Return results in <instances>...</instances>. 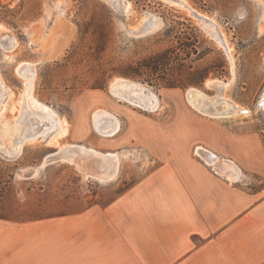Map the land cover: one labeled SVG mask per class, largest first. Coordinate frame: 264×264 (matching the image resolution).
Segmentation results:
<instances>
[{"label": "rangeland", "instance_id": "1", "mask_svg": "<svg viewBox=\"0 0 264 264\" xmlns=\"http://www.w3.org/2000/svg\"><path fill=\"white\" fill-rule=\"evenodd\" d=\"M129 1L132 11L126 14L105 0H63L58 9L59 0H0V78L10 90L0 105V211L12 219L0 220V248L52 246L63 221L77 233L95 217L132 214L131 201L143 200L149 193L152 196L145 199H161L163 174L176 157L204 165L233 192L253 199L264 196V112L258 107L264 94L261 6L254 0H189L193 8L182 0ZM199 12L223 27L233 47L235 74L223 38L218 40L204 29L208 19ZM144 16L158 18L159 27L145 36L133 35L143 26ZM101 29L109 34L103 53L97 50ZM45 33L50 34L45 42L32 44ZM2 34L15 36L17 45L8 49ZM159 51L167 53L161 80L148 82L114 71ZM51 54L58 55L49 58ZM178 55L186 59L182 63L193 65V72L205 76L203 83L170 87L171 75L178 78L182 73L177 69ZM26 63L35 72L28 79L34 97L68 122V134L58 144H49L56 132L39 133L14 155L10 145L22 128L30 132L29 128L47 127L34 115L29 116L34 123L25 125L20 114L18 101L25 84L18 68ZM121 79L152 91L159 110L149 112L114 98L111 87ZM208 80L232 81L229 96L252 111L251 116L203 115L193 109L185 94L199 88L213 96L216 90L206 86ZM99 111L118 116L121 127L114 137L96 132L93 121ZM72 144L97 153L87 157L79 147H74L78 151L74 157L61 152ZM199 146L234 162L241 170L240 179L231 182L216 173L197 154ZM51 154H60L61 160L47 164ZM114 154L120 157L116 177L104 182L92 177L91 169L94 176L100 174L93 164L98 156L117 158Z\"/></svg>", "mask_w": 264, "mask_h": 264}, {"label": "crops", "instance_id": "2", "mask_svg": "<svg viewBox=\"0 0 264 264\" xmlns=\"http://www.w3.org/2000/svg\"><path fill=\"white\" fill-rule=\"evenodd\" d=\"M163 176L161 199L149 193L132 214L95 217L77 233L63 221L57 243L1 247L0 264H264V196L233 192L186 157Z\"/></svg>", "mask_w": 264, "mask_h": 264}, {"label": "bare ground", "instance_id": "3", "mask_svg": "<svg viewBox=\"0 0 264 264\" xmlns=\"http://www.w3.org/2000/svg\"><path fill=\"white\" fill-rule=\"evenodd\" d=\"M105 1L111 5L112 3H114L118 7H121V9L126 14L132 11V3L129 0H105ZM182 1L190 5L189 0H182ZM254 1H256V3L259 4V6H261L260 25H262L264 24V1L263 0H254ZM62 4H63V0H59V2L55 3V6L58 9L62 6ZM190 7L193 8L191 5ZM199 14H201L203 17L208 19V22H205L208 24V26H204V29L213 32V36H215L218 40H221L220 37L223 38L222 45L224 46V49L227 51L226 53H228L229 55L230 61L232 63L233 74H235L236 69H235V57L233 56V47L229 43L228 37L226 36L223 27L215 18L209 17L208 15L202 14L200 12ZM203 17H201V20L207 21ZM142 22H144L143 26L138 27L134 31L140 29H147L148 27L156 30L159 27L158 18H156L155 16H150V17L144 16ZM263 31H264V25L260 27V32ZM49 35L50 34L45 33L43 37L35 38V40H32L31 42L32 44L36 43L37 46H40V44L46 41V38ZM1 36H2L1 38H3L1 39V41L3 40L9 42L10 47L8 49H11L17 45V39L15 38V36L8 34H2ZM218 45L221 46L220 42H218ZM4 49L7 48L4 47ZM59 51H60V47H59ZM57 55L51 54L49 58H54ZM33 71L34 70L32 66L27 63L22 64L18 68V72H19L18 74L22 76L25 84V88L23 89L18 101V105L20 108L19 110L21 116L23 114L24 117L23 122L25 123V125L28 124L32 125L34 123L29 118V116L34 115L40 120L39 123L43 124L42 127H45L46 125L47 127L43 129L38 127L29 128L32 129V131L28 129L30 132H27L25 128H22L23 131L21 132L20 136L16 138L15 141H13V144L10 145L12 150L10 154L13 153L15 155L17 153H20L25 141H31V139L36 140L37 139L36 137L38 136L39 133L45 134L47 132H52V134H54L56 132L54 135L51 136L49 140V144H53V143L58 144L59 141L68 134V122L64 118L60 117L56 111L54 110L51 111L52 109L50 110L49 108L44 107V104L40 103L34 97L33 95L34 87L30 86L32 82L30 83L31 80L30 81L28 80L32 75H34L35 72L32 73ZM119 81L120 82L118 81L115 82L111 87V94L114 98H116L119 101L129 103L130 105H136L137 107H141L149 112H156L159 110L160 108L159 99L152 91H148L141 84L134 83L126 79H121ZM231 85H232V81L223 82L221 80H208L206 86L208 88H214L216 90L215 91L216 94L210 96L202 89L191 88L185 94V98L193 109H195L200 113H203V115H205L204 113H209L213 116L234 115L233 116L234 118H238L237 116L239 115H240L239 117L242 118L251 116L252 111L244 108L242 105L237 103L233 98L229 96L228 91ZM8 92L10 93L9 88L7 86H4L0 78V105H2L3 103L4 96L6 95L5 93ZM215 99L217 101H221L222 104H217ZM8 104L11 103L8 102L7 105ZM258 107L259 109L261 108V111L264 112V94L259 101ZM213 116L210 117L221 119L220 117H213ZM117 117L105 111L104 112L99 111L98 113H96L94 115V121H93L96 132L105 138L114 137L119 132L121 127V122ZM70 147L71 148L65 146L62 147L60 150L65 155L67 156L71 155L74 157V155L78 152L74 147H79V146H75L72 144L70 145ZM79 148L80 149L82 148L81 151L85 152V155H87V157L95 156L96 155L95 153H97L96 150H94L93 148L87 149L83 145L80 146ZM197 154L202 159H204L205 162L208 164V166L212 167L216 173L227 178L229 181L235 182L240 179L241 170L239 169V167H237V165L234 162L221 158V156H219L215 152L208 150L204 146L198 147ZM114 155L117 156V154ZM98 157H97L98 159H96L93 162L94 165L96 164V169H98V171L100 172V174H97V176H95L97 180L104 182L114 179L119 169L117 168V166L120 157L118 158L117 156V158H110L107 155H99Z\"/></svg>", "mask_w": 264, "mask_h": 264}, {"label": "trees", "instance_id": "4", "mask_svg": "<svg viewBox=\"0 0 264 264\" xmlns=\"http://www.w3.org/2000/svg\"><path fill=\"white\" fill-rule=\"evenodd\" d=\"M98 44L97 50L101 53L105 52L107 49V39L108 33L104 29L97 31ZM187 47L189 45H186ZM186 55H189V52H185ZM180 59V60H179ZM185 58H181L178 55L177 60L181 61L179 67L177 68L182 73L177 78L175 75H171V81L169 82L170 87H188L190 85H199L204 82L205 76L203 74H198L197 72H193L194 67L192 64L182 63ZM178 63V62H177ZM167 66V53L164 51L155 52L148 57L144 58L141 61L131 63L126 66H120L114 71L124 77L130 78H146L148 82H152L153 80H161L163 79V74L165 73V67ZM0 220H8L12 219L7 218V216L3 215L0 211Z\"/></svg>", "mask_w": 264, "mask_h": 264}, {"label": "water", "instance_id": "5", "mask_svg": "<svg viewBox=\"0 0 264 264\" xmlns=\"http://www.w3.org/2000/svg\"><path fill=\"white\" fill-rule=\"evenodd\" d=\"M193 16L198 18V16H196V15H194V14H193ZM153 31H155V29L148 27L147 29H140V30L134 31V32H133V35H135V36H145V35H147V34L153 32ZM118 82H120V81H118ZM59 156H60V154H53V155L51 154V155L48 157V159H47V164L52 163V162H55V161H59V160H61V159L59 158ZM93 172H94V171H93ZM91 176L94 177V178H96V177L94 176V174L92 173V169H91ZM96 179H97V178H96Z\"/></svg>", "mask_w": 264, "mask_h": 264}]
</instances>
